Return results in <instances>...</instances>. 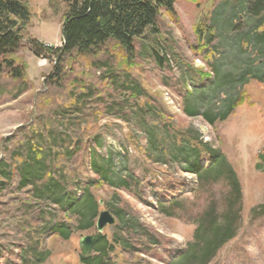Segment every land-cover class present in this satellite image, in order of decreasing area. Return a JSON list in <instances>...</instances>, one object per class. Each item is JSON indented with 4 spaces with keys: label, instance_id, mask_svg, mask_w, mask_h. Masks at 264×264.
<instances>
[{
    "label": "rangeland",
    "instance_id": "obj_1",
    "mask_svg": "<svg viewBox=\"0 0 264 264\" xmlns=\"http://www.w3.org/2000/svg\"><path fill=\"white\" fill-rule=\"evenodd\" d=\"M28 2L33 16L29 37L62 48L65 5L61 0L54 6L52 0ZM248 4V0H179L173 18H159V34L148 32L137 40V58L129 70L114 43L101 49L98 56L60 61L55 54L37 57L26 41L17 57L28 65V81L7 74L0 77V162L10 166L16 165L14 156L30 138L59 127L56 112L72 106L74 93L81 94L82 87L94 91L95 97L88 102H77L87 115L86 123L70 131L74 142L83 140L80 149L73 146V157L60 159L57 167L72 176L69 191L76 192L79 184L98 178L91 169V151L105 158L112 154L117 168L125 164L126 176L136 178L139 184L133 187L134 194L107 186L95 189L99 204L104 203L99 205V214L110 211L108 204L118 194L120 206L158 242L144 248L135 235L132 241L141 253L122 252L109 264H176L193 241L196 219L207 203L222 202L225 197L224 178L200 190L196 175L187 173L185 163L159 162L157 151L147 154L148 129L156 126L163 132L167 125L173 134L198 133L215 150H221L240 182L243 219L239 233L211 264H264V165L260 167L257 160L264 154V13L260 17L247 15ZM206 12L217 39L203 49L196 25ZM110 75L120 84L113 85ZM126 79L138 83L142 98L126 94L121 87ZM244 90L250 100L229 113ZM126 101L129 103L121 111L107 114L113 104ZM187 106L197 108L198 116L191 117ZM136 108H143L141 116H135ZM155 110L163 113L162 119L150 114ZM207 113L219 119L227 114V119L212 126L205 119ZM142 118L148 128H141ZM59 131L63 132V127ZM209 164V160L204 162ZM20 178L16 172L0 193V264H21L24 249L33 243L41 244L39 250L51 252L45 264H81L80 239L97 231L77 234L68 242L40 233L52 214L56 213L58 220H63V214L48 201L36 203L33 188L20 191ZM173 204L169 213H163V205L169 208ZM114 232L111 226L104 234Z\"/></svg>",
    "mask_w": 264,
    "mask_h": 264
},
{
    "label": "trees",
    "instance_id": "obj_2",
    "mask_svg": "<svg viewBox=\"0 0 264 264\" xmlns=\"http://www.w3.org/2000/svg\"><path fill=\"white\" fill-rule=\"evenodd\" d=\"M56 1L58 0H52L53 6ZM61 1L65 5L63 13L65 42L62 48L55 49L29 37L33 16L28 0H0V77L7 74L15 80L28 81V65L17 57L26 41L32 46V51L37 57L55 54L60 61L67 58L74 60V56L79 58L98 56L101 49L114 43L125 57L124 66L128 69L130 63L137 58V40L143 39L148 32L159 34V18L162 15L173 18L176 14V3L179 0ZM248 3L247 6L245 5L247 15L260 17L264 13V0H248ZM213 5L210 4L209 7L214 9ZM209 18L210 13H204L196 25L199 47L203 49L208 48L217 39L215 28L209 24ZM158 58L162 63L160 56ZM204 76L211 78V74ZM110 77L113 85L120 84L117 77L113 75ZM106 79L110 81L107 76ZM126 81L121 86L126 90V94L131 92L132 99L137 100L144 96L137 82L129 79ZM79 91L81 94H73L74 101L71 107L56 112L59 117L58 128L51 127L47 135L40 132L41 134L30 138L14 156L15 166H10L4 161L0 162V193L7 184L12 182L14 174L19 173L21 178L18 189L20 191L33 188V199L36 203L48 201L63 214V220H58L56 213L52 214L50 221L39 232L67 242L77 234L97 231L96 223L100 204L96 198L95 189L107 186L116 191L122 190L134 194L133 187L139 184L136 178L126 176L125 164L117 168L112 154L105 158L96 151H91V169L98 178L85 185L79 184L76 192L69 191V186L74 179L59 170L57 163L60 159L69 161L73 157L75 154L72 152L73 146L76 151L80 149L83 140L78 139L74 142L70 131L83 122L86 123L87 115L78 104L86 103L95 97L91 89L82 87ZM249 100V93L246 90L242 91L239 99L230 107L229 113H233ZM128 103L129 101L122 105L113 104L108 108L107 114L121 111ZM146 105H150L149 102ZM143 112V108H136L135 116H141ZM149 112L154 117L163 118V113H158L156 110ZM187 113L193 118L198 116L197 108L192 109L190 106L187 108ZM73 115H79V118H71ZM125 119L128 121V118L125 117ZM205 119L210 125L215 126L217 120L225 121L227 114H223L219 119L217 115L207 113ZM145 121L144 118L139 119L143 129L147 127ZM61 127L63 132L59 131ZM163 129V132L158 131L156 126L148 129L150 134L147 139L148 155L157 151L159 154L156 160L159 162L174 160L185 163L184 168L187 173L196 175L200 190L205 189L217 179L224 178L226 181L224 199L222 202L211 200L207 203L204 211L196 219L193 241L189 243L187 251L181 254L176 263L211 264L219 252L239 233L243 219V195L240 182L222 151L215 150L213 145L205 142L198 133L182 136L177 132L171 133L168 125ZM206 160L210 161L208 166L204 165ZM257 160L262 167L264 154ZM119 203H121L120 196L114 194L108 204L117 220L114 225L115 232L111 236L96 233L93 251L88 256L81 255V264H109L113 256L120 257L122 252L133 255L141 253L132 241L135 235L139 238L138 243L144 248L157 245L158 242L148 235L144 226ZM166 207V205L162 206L163 213H169L167 211L175 205ZM36 242L39 243L40 240ZM39 245L41 246V244L33 243L24 249L21 264L46 263L51 252L46 249L39 250ZM147 252L145 250V253Z\"/></svg>",
    "mask_w": 264,
    "mask_h": 264
},
{
    "label": "water",
    "instance_id": "obj_3",
    "mask_svg": "<svg viewBox=\"0 0 264 264\" xmlns=\"http://www.w3.org/2000/svg\"><path fill=\"white\" fill-rule=\"evenodd\" d=\"M63 39L65 42V37H64V30H63ZM103 205V201L100 203ZM116 217L108 210H104L100 212L97 223H96V229L97 233H104L105 229L107 227L114 226L116 224ZM96 243V238L94 235H86L83 236L80 239V249H81V254L83 256H88L92 251Z\"/></svg>",
    "mask_w": 264,
    "mask_h": 264
}]
</instances>
